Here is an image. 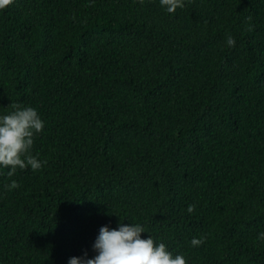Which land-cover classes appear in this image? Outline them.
<instances>
[{
  "label": "trees",
  "instance_id": "16d2710c",
  "mask_svg": "<svg viewBox=\"0 0 264 264\" xmlns=\"http://www.w3.org/2000/svg\"><path fill=\"white\" fill-rule=\"evenodd\" d=\"M183 4L0 7V110L37 108L46 160L0 169V264L92 256L119 216L187 264H264V0Z\"/></svg>",
  "mask_w": 264,
  "mask_h": 264
},
{
  "label": "clouds",
  "instance_id": "9594fccd",
  "mask_svg": "<svg viewBox=\"0 0 264 264\" xmlns=\"http://www.w3.org/2000/svg\"><path fill=\"white\" fill-rule=\"evenodd\" d=\"M10 0H0V7L6 6ZM163 10L172 13L177 7H183V0H159ZM228 46L235 44L231 34L225 37ZM0 110V169L7 166L6 175L11 177L19 169L26 167L35 171L40 169L46 160L39 158V153H33L34 136L39 134L45 121L39 115L37 108L30 104L13 102ZM17 180L11 179L5 188L11 190L17 187ZM194 205L188 204L186 210L192 212ZM124 217L119 216L116 227L103 224L99 227L91 247L95 254L88 256L68 257L67 264H187L186 257L181 252L171 251L160 239L154 241L146 226L138 221L123 223ZM142 232L148 233L141 236ZM258 240H264V230L257 233ZM203 236L191 237L189 243L198 246Z\"/></svg>",
  "mask_w": 264,
  "mask_h": 264
}]
</instances>
